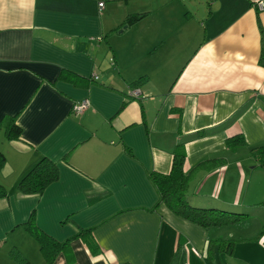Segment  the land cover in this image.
<instances>
[{"label": "crops", "instance_id": "crops-1", "mask_svg": "<svg viewBox=\"0 0 264 264\" xmlns=\"http://www.w3.org/2000/svg\"><path fill=\"white\" fill-rule=\"evenodd\" d=\"M99 1L0 0V183L8 190L0 264H18L16 251L47 264L26 227L34 210L41 230L70 239L53 264H169L180 234L187 264H264V214L241 236L243 219L204 227L165 203L152 211L159 196L150 178L171 171L184 141L185 171L212 155L227 159L193 175L195 204L236 210L264 200V169L250 153L264 144V9L257 0ZM64 69L90 81L60 80ZM11 117L22 134L9 140ZM239 133L246 145L229 150L227 138ZM43 157L58 165L59 179L41 195L20 192ZM92 227L96 255L78 236ZM223 239H234L232 251Z\"/></svg>", "mask_w": 264, "mask_h": 264}, {"label": "trees", "instance_id": "trees-1", "mask_svg": "<svg viewBox=\"0 0 264 264\" xmlns=\"http://www.w3.org/2000/svg\"><path fill=\"white\" fill-rule=\"evenodd\" d=\"M105 2V0H104ZM147 13H131L126 19L118 26L112 29V31H122L124 28L132 26L139 20H141ZM261 64L264 65V30H262V53L260 58ZM145 76H142L134 84H140L144 81ZM60 80H66L73 83H87L90 79L69 70L64 69L59 75ZM22 134V128L17 125L14 117H11L7 126L6 136L9 140L19 138ZM197 137L204 135L202 131L197 132ZM184 141L178 142L175 146L173 165L169 173H160L152 171L150 178L159 196V201L152 209L155 211L160 204L165 203L174 213L187 218L204 227L211 226H223L233 224L235 222L244 220L246 216L254 208L264 207V200L258 203H254L255 207L244 205L242 208H236V210H230L220 208L216 206H200L193 202L192 192L190 190V181L196 172L205 170H215L221 167L226 161V157L222 154L209 156L199 161L192 169L185 171L184 162L186 157ZM246 141L242 133L229 136L227 138V147L229 150L237 151L238 148L245 146ZM250 153L256 157H259L261 166L264 169V144L256 148H251ZM5 156L0 153V164L4 162ZM60 177V171L58 165L48 157L41 158L35 165H33L21 178L18 183V189L25 194L41 195L46 188L57 181ZM8 196V190L5 185L0 183V199ZM35 210L26 224L27 229L38 240L41 251L47 260V264H53L58 254L61 251L66 250L70 239L65 241H59L54 237L48 235L41 230L36 223ZM94 229H80L79 235L87 243L91 253L94 255L100 252V247L94 238ZM183 234L179 235V242L173 259L169 264H187L186 247L187 239ZM223 245L229 246V251L233 250L234 239L221 240ZM15 261L18 264H33L25 257L21 256L18 251L12 254Z\"/></svg>", "mask_w": 264, "mask_h": 264}, {"label": "rangeland", "instance_id": "rangeland-1", "mask_svg": "<svg viewBox=\"0 0 264 264\" xmlns=\"http://www.w3.org/2000/svg\"><path fill=\"white\" fill-rule=\"evenodd\" d=\"M114 2H116L119 5L123 4L122 2H120V0H115ZM252 190H253V187L250 186L249 187V194H252ZM256 202H258V201H256ZM252 203L253 202H249L247 200L243 201L244 205L245 204H252ZM220 207L222 208L223 206H220ZM249 214L250 215L246 216L247 218H244L243 222H241L240 224H237V225H243L238 230V234L241 236H243L245 234V231L247 229L256 228L257 226H259V223L262 222V219H263L264 209L254 208ZM220 233H221V231L219 232V236H220ZM223 234L227 235L226 233H223ZM213 236H214V234H213Z\"/></svg>", "mask_w": 264, "mask_h": 264}, {"label": "built area", "instance_id": "built-area-1", "mask_svg": "<svg viewBox=\"0 0 264 264\" xmlns=\"http://www.w3.org/2000/svg\"><path fill=\"white\" fill-rule=\"evenodd\" d=\"M99 5L101 7H103L105 5L104 0H100L99 1ZM256 6H257V9H259V10L264 9V1L263 0H257ZM131 94H132V96L137 97V96H139L140 93H139V90L135 89V90L131 91ZM88 106H89V100H87V99L83 100V101H81L79 103H76L73 106V112L74 113H81L84 110H86L88 108Z\"/></svg>", "mask_w": 264, "mask_h": 264}]
</instances>
